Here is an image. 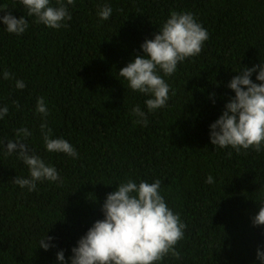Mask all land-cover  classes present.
<instances>
[{
  "label": "trees",
  "instance_id": "1",
  "mask_svg": "<svg viewBox=\"0 0 264 264\" xmlns=\"http://www.w3.org/2000/svg\"><path fill=\"white\" fill-rule=\"evenodd\" d=\"M103 3L113 14L101 22L96 11ZM0 8V15L11 11L29 24L21 37L0 24V73L14 77L0 78V105L9 108L0 139L6 145L15 129L29 127V148L64 181L22 190L13 180L27 175L26 167L0 150V264H55L60 249L69 257L103 219L106 195L128 177L159 179L186 224L179 258L169 255L162 264H253L264 245V225L252 223L264 194V152L215 150L209 125L234 95L227 87L233 70L264 62V0H77L68 27L59 31L35 23L18 0H0ZM171 11L193 13L209 40L166 78L174 92L169 104L149 114L146 127L133 124L130 109L143 107L146 98L128 89L118 72L143 54L141 43ZM15 79L27 87L16 89ZM41 96L53 134L69 140L79 159L45 152L35 112ZM208 174L215 184L205 183ZM46 232L57 245L48 251L37 245Z\"/></svg>",
  "mask_w": 264,
  "mask_h": 264
},
{
  "label": "clouds",
  "instance_id": "2",
  "mask_svg": "<svg viewBox=\"0 0 264 264\" xmlns=\"http://www.w3.org/2000/svg\"><path fill=\"white\" fill-rule=\"evenodd\" d=\"M19 4L37 24L59 31L68 27L72 9L77 0H18ZM4 8H0L3 12ZM113 14L109 3L97 8L99 21H108ZM0 24L10 35L21 37L28 29L25 16L19 18L11 11L0 15ZM209 40L207 29L189 11H171L151 39H145L136 55L118 75L127 82L134 93L146 99L143 107L135 104L130 109L133 124L148 125V116L165 108L174 95L168 77L189 58L201 54ZM234 75L227 87L234 92L224 104L222 113L209 125V140L215 150H230L237 154L264 152V62L233 70ZM255 73V80L253 74ZM3 80L14 79L9 71L0 73ZM25 82L15 79V88L23 90ZM214 95V94H213ZM215 103V100H213ZM19 108V105H16ZM35 112L41 123L39 133L45 152L64 154L72 160L80 158L76 147L64 137L55 136L48 125L51 115L44 97L36 100ZM9 113L7 105H0V120ZM15 139H0V150L6 155H15L27 169V175H17L13 183L31 193L38 184H63V177L54 164L29 148L27 141L32 130L21 126L14 130ZM205 183L213 185L216 178L208 174ZM111 184V183H110ZM257 200L259 210L252 217L255 226L264 225V194ZM103 219L96 220L71 248L56 252L55 264H162L169 255L179 258L177 245L185 237L186 224L181 215L169 206L162 194L161 181L128 177L117 182L116 188L106 195L101 206ZM45 251L57 247L55 237L45 235L38 239ZM264 264V245L256 249V262Z\"/></svg>",
  "mask_w": 264,
  "mask_h": 264
}]
</instances>
